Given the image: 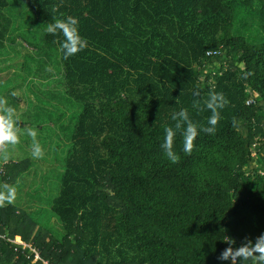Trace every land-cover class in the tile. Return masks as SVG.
<instances>
[{"label":"trees","instance_id":"16d2710c","mask_svg":"<svg viewBox=\"0 0 264 264\" xmlns=\"http://www.w3.org/2000/svg\"><path fill=\"white\" fill-rule=\"evenodd\" d=\"M254 1L22 0L45 45L59 50L67 95L82 111L54 206L72 230L58 240L26 211L0 208V264H34L16 238L38 251L35 264H229L217 259L224 235L235 247L264 232V166L250 169L264 137V44L232 33L234 4L252 9ZM68 15L79 19L87 47L64 59L62 35L47 34L46 24ZM202 61L221 70L205 75L195 69ZM246 71L254 75L245 79ZM196 90L201 101L215 90L229 103L191 154L177 132L173 164L161 148L172 114L187 108L202 126L211 115L192 107ZM31 167L9 162L3 180L15 184Z\"/></svg>","mask_w":264,"mask_h":264},{"label":"rangeland","instance_id":"374dc122","mask_svg":"<svg viewBox=\"0 0 264 264\" xmlns=\"http://www.w3.org/2000/svg\"><path fill=\"white\" fill-rule=\"evenodd\" d=\"M239 4H234L233 35L251 45L264 44L260 1L255 0L252 9ZM44 35L45 29L22 0H6L5 8L0 11V96L7 97L10 105L17 109L22 128L37 129V141L45 153L43 159H34L31 139L27 136H22L20 144L12 151L9 162H32L31 169L13 184L17 188V199L12 205L30 214L38 228L62 240L72 226L60 218L54 206L63 190L66 160L73 148L72 138L82 106L67 95L60 52L45 45ZM47 66L53 70L47 71ZM195 69H204L208 75L220 71L221 64L202 61ZM255 98L249 90L248 101ZM253 157L250 169H263V136L253 148ZM5 165L0 164L2 171ZM2 171L0 184L6 183ZM105 263V259L98 262Z\"/></svg>","mask_w":264,"mask_h":264},{"label":"clouds","instance_id":"9594fccd","mask_svg":"<svg viewBox=\"0 0 264 264\" xmlns=\"http://www.w3.org/2000/svg\"><path fill=\"white\" fill-rule=\"evenodd\" d=\"M35 2V0H34ZM79 19L68 15L64 18H57L46 24V33L52 36L62 35L63 39L57 41L64 59H68L87 47V41L80 35ZM243 68V66H241ZM46 70L51 72V66ZM254 75L253 71L243 73V78L247 79ZM14 95V93H13ZM192 107L198 111L205 108L211 115L207 119V126L198 125L194 122L187 108H181L172 114L171 119L175 122L174 127L164 128V140L161 144L165 158L171 163H178L180 156L174 150V138L177 132L183 137V152L191 154L195 147V140L201 131L207 134H214L216 126L221 119V110L229 101L222 92L209 90L207 97L201 101L199 90L193 92ZM177 102H179L177 100ZM203 103V106H201ZM37 129L33 127L22 128L20 116L17 109L10 105L7 97L0 96V164H7L11 158L12 151L21 142L22 136L31 139V155L34 159L44 158V150L37 141ZM2 171V168H0ZM17 199V188L13 184H0V208L14 204ZM223 229V228H221ZM220 229V231H221ZM225 232L227 231L226 229ZM221 242L228 245L217 257L219 261H227L229 264H264V232L252 238L245 236L239 246H235L236 241L230 236L224 235Z\"/></svg>","mask_w":264,"mask_h":264},{"label":"built area","instance_id":"2783aa9c","mask_svg":"<svg viewBox=\"0 0 264 264\" xmlns=\"http://www.w3.org/2000/svg\"><path fill=\"white\" fill-rule=\"evenodd\" d=\"M219 54H220L219 51H210V52H208L207 55H208L209 57H214V56H217V55H219ZM253 102H254L253 100H252V101H249L248 104H252ZM260 174L264 177V172H263V171H260ZM11 242L14 243V244H16L18 247H21V248H22L23 250H25V251H29V252H33V253H35V254H36V259H35V261H34V264L41 260L38 251H37L35 248H33L31 245H26V244L21 240V238H16V240H13V241H11ZM16 250H17V249H16ZM45 264H48V263H45Z\"/></svg>","mask_w":264,"mask_h":264}]
</instances>
